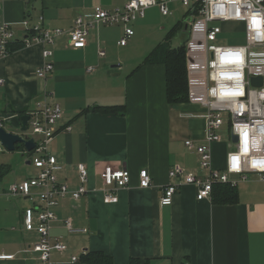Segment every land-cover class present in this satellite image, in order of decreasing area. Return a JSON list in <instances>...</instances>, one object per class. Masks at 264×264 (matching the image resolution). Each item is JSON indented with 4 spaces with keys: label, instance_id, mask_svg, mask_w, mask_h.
Returning <instances> with one entry per match:
<instances>
[{
    "label": "crops",
    "instance_id": "obj_1",
    "mask_svg": "<svg viewBox=\"0 0 264 264\" xmlns=\"http://www.w3.org/2000/svg\"><path fill=\"white\" fill-rule=\"evenodd\" d=\"M127 1L0 0V25L8 24L16 36L12 52L0 61V117L13 116L14 126L7 132L20 134L18 115L32 109L45 92L52 93L53 100H47L63 110L58 133L49 144V153L61 165L58 181L77 189V167L82 164L89 173L85 187L95 190L77 202L70 198L59 201L50 234L61 238L67 250L53 254V263L85 264L82 254L99 251L114 264H129L130 259L142 264H264V182L249 175L236 187L235 204H214L211 199L197 201V188L183 184L182 178L168 177L174 165L202 175L198 154L185 143L206 146L204 109L188 102L169 106L165 67L143 64L168 32H146L150 22L143 17L131 26L134 35L124 47L118 45L122 26H97L80 50L70 48L62 36L50 47L52 56L46 60L42 51L48 47H21L24 20L33 26L41 18L45 28L66 32L76 17L90 14L95 6L111 11L121 9ZM141 33H148L144 38L150 39L139 45ZM45 63H51L53 71L45 79L37 78L36 71ZM96 106H124L126 111L122 116L84 113ZM221 143L210 147L215 170L223 168L226 156L219 150ZM104 165L123 168L130 176L128 186L117 191L115 204L103 203L98 175ZM141 170L151 179L147 189L139 187ZM36 172L34 169V175ZM24 179L12 175L10 166L0 165L4 189ZM171 184L181 186L172 205L161 206L163 190ZM27 200L0 197V255L14 256L0 264H39L21 253L37 239L35 233L21 227L23 211L33 206ZM66 218L75 227L85 228L87 234L68 235L62 226Z\"/></svg>",
    "mask_w": 264,
    "mask_h": 264
},
{
    "label": "built area",
    "instance_id": "obj_2",
    "mask_svg": "<svg viewBox=\"0 0 264 264\" xmlns=\"http://www.w3.org/2000/svg\"><path fill=\"white\" fill-rule=\"evenodd\" d=\"M179 2L187 9V41L185 44V67L187 77V102L204 109L206 146H195L187 141L189 150L195 149L199 156V171L202 175L187 173L178 165L168 172L171 179L182 178L185 185L197 188L196 200L211 199L215 185L237 187L246 182L249 175H256L264 182V0H128L121 9L106 10L95 6L90 14L76 17L69 31L45 28L40 18L31 26L24 20L22 47L40 44L48 47L42 51L43 59L52 56L50 47L58 38L66 36L67 45L75 50L84 49L89 32L97 26H122L123 37L118 45L124 47L134 35L131 26L144 17L146 10L157 8L162 17L169 16V5ZM219 24V25H218ZM240 32L244 43L236 46H219L215 42L218 36L229 32ZM16 36L6 23L0 25V61L10 53V47ZM261 53L260 62H256L253 51ZM99 56H104L103 52ZM256 62V63H253ZM53 71L51 63L43 64L37 71V78L45 79ZM88 71H93L90 68ZM253 78H261L260 86H254ZM3 80L0 79V87ZM53 100V94L45 92L41 101L25 115L29 117L26 131L20 133L22 138L32 139L34 149L22 155L29 165L37 170L35 176L15 182L6 189L0 186V197L28 199L33 206L23 211L22 230L35 233L37 239L31 245L21 249L28 260L39 264H54L53 254H63L66 246L61 238L50 234L51 224L56 221L54 210L59 201L70 198L77 202L87 194L94 192L85 186L88 183L87 168L77 167L79 186L70 189L66 183L58 181L61 165L49 153V144L58 133V122L63 110ZM226 115V122L223 120ZM13 116L0 117V128L11 121ZM227 126V138L231 145L221 170L212 166L210 147L219 143L222 136L219 130ZM20 128V127H19ZM70 131V128H67ZM236 138V141H233ZM5 151L0 142V152ZM102 184L100 192L104 204L117 202V191L128 186L130 176L123 168L104 165L99 172ZM139 187L147 189L151 179L146 170L138 175ZM180 184L167 185L160 198L161 206H171L173 197ZM62 226L70 236L85 235V228L75 227L71 219L62 221ZM14 256L0 255V260H11ZM72 257L71 261L76 262Z\"/></svg>",
    "mask_w": 264,
    "mask_h": 264
},
{
    "label": "trees",
    "instance_id": "obj_3",
    "mask_svg": "<svg viewBox=\"0 0 264 264\" xmlns=\"http://www.w3.org/2000/svg\"><path fill=\"white\" fill-rule=\"evenodd\" d=\"M186 16V15H185ZM185 23L178 21L166 34L159 44L143 61V64H162L165 67V92L169 106H176L187 102V77L185 67V44L188 33L184 31ZM180 37V44L171 47V40ZM13 45V44H12ZM15 46H11L10 53ZM22 47V46H21ZM96 112L103 115H119L125 113L124 106L93 107L86 112ZM25 113L19 114L20 118ZM15 151L23 152L21 145L15 146ZM237 188L228 185H215L212 188L211 200L214 204H235L237 202ZM81 261L85 264H114L111 257L103 252L88 251L82 254ZM129 264H142L138 259H130Z\"/></svg>",
    "mask_w": 264,
    "mask_h": 264
},
{
    "label": "rangeland",
    "instance_id": "obj_4",
    "mask_svg": "<svg viewBox=\"0 0 264 264\" xmlns=\"http://www.w3.org/2000/svg\"><path fill=\"white\" fill-rule=\"evenodd\" d=\"M154 8V7H153ZM148 9V11H145V16L146 22H150L149 24V30L146 32H150V29H154L153 34L155 35H165L178 21H185V15L187 14V9L182 6L181 3L175 2L169 5V9L171 11V14L169 16H166L165 18L161 17L159 14V11L157 8H154L153 10ZM141 20V19H140ZM139 20V21H140ZM185 23H188V19L186 20ZM219 25V24H218ZM134 27V26H133ZM159 31V33H158ZM161 33V34H160ZM142 34V33H141ZM143 37H138L139 38V45H142L146 42H148L147 39L150 38H144L148 33H143ZM145 35V36H144ZM244 35L240 32H234V31H229L221 36H218L215 44L219 46H236V45H242L244 43ZM180 37L176 36L174 39L171 40V47L176 48L180 44ZM253 57L256 62H260L261 60V53L258 49L253 51ZM123 57V56H122ZM253 62V63H256ZM226 115H223V120L226 122ZM200 127H203L202 122L198 121L197 122ZM13 124H11V121H7L4 124V130L6 131H12L13 130ZM227 126H223L219 130V134L222 136L221 139V144H219V150L221 149V153L226 155V153L230 150L231 145L228 142L227 138ZM200 131V129H198ZM201 133H203V129L201 130ZM214 145V144H212ZM27 161V158L24 157L19 151H14V152H7L3 151L0 152V165H7L10 166L12 175L13 173L17 175V177L20 178H30L35 176L34 175V169L30 165H25V162ZM7 178H10V174L6 176L5 180ZM17 200H21L17 198ZM27 203H31V201L27 200ZM13 227H17L14 225ZM28 238V237H27ZM7 242H11V240H6ZM16 256H19V254H16Z\"/></svg>",
    "mask_w": 264,
    "mask_h": 264
},
{
    "label": "water",
    "instance_id": "obj_5",
    "mask_svg": "<svg viewBox=\"0 0 264 264\" xmlns=\"http://www.w3.org/2000/svg\"><path fill=\"white\" fill-rule=\"evenodd\" d=\"M187 30V25L184 26V31ZM254 86H260L261 78H253L251 80ZM20 128L19 132L23 133L26 131V125L29 120L27 115H22L20 117ZM236 141V138H233ZM0 142L7 152H14L16 145H21L26 152H31L34 149V142L32 139L22 138L19 134H13L0 128ZM29 164V163H27Z\"/></svg>",
    "mask_w": 264,
    "mask_h": 264
}]
</instances>
